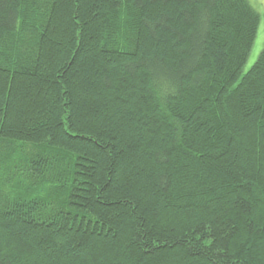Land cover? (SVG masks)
Instances as JSON below:
<instances>
[{"label": "trees", "instance_id": "1", "mask_svg": "<svg viewBox=\"0 0 264 264\" xmlns=\"http://www.w3.org/2000/svg\"><path fill=\"white\" fill-rule=\"evenodd\" d=\"M249 0H0V264H264V46Z\"/></svg>", "mask_w": 264, "mask_h": 264}, {"label": "rangeland", "instance_id": "2", "mask_svg": "<svg viewBox=\"0 0 264 264\" xmlns=\"http://www.w3.org/2000/svg\"><path fill=\"white\" fill-rule=\"evenodd\" d=\"M253 7L260 13V22L258 31L248 58L243 67V71L248 70L256 58L258 57L262 47L264 46V0H249Z\"/></svg>", "mask_w": 264, "mask_h": 264}]
</instances>
